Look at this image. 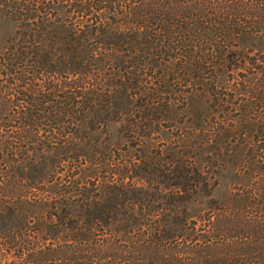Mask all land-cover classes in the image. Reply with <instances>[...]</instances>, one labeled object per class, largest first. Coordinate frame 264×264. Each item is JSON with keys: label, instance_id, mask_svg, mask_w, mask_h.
Returning a JSON list of instances; mask_svg holds the SVG:
<instances>
[{"label": "trees", "instance_id": "16d2710c", "mask_svg": "<svg viewBox=\"0 0 264 264\" xmlns=\"http://www.w3.org/2000/svg\"><path fill=\"white\" fill-rule=\"evenodd\" d=\"M0 13L16 25L0 55V264H264V0H0ZM177 103L220 179L145 146L114 171L103 131Z\"/></svg>", "mask_w": 264, "mask_h": 264}, {"label": "rangeland", "instance_id": "374dc122", "mask_svg": "<svg viewBox=\"0 0 264 264\" xmlns=\"http://www.w3.org/2000/svg\"><path fill=\"white\" fill-rule=\"evenodd\" d=\"M15 31V23L0 13V55H2L8 47V42H10L11 38L14 36ZM252 71L237 70L230 75V79L233 81L249 79L250 77H253ZM199 91L200 93L204 92L201 89H198V92ZM156 92H159V90ZM181 107L182 105L177 103L176 107L172 108L174 110L173 112H167V110H165L161 114L147 116L145 118L144 116L141 117L142 114L133 112L131 116H129V119H133L134 123L129 124V120H127L128 118H124L121 123L110 124L108 128L103 131L102 135H100V139L103 142V147L105 142L107 145L109 143L111 145V151H114L113 157L110 158L114 163V171L119 169L118 166L119 164L121 165V163L128 167L133 165V163L140 158L139 152L142 150L143 146H145V149L152 154L160 153L162 156L161 162L166 167L172 166V162L170 161L172 158L171 155L173 153L176 155L178 152V156L182 157L183 163L186 167H189V169H192V167H199L201 178L203 180L208 179V181L213 183L217 179H220L217 174H214L217 173V170L214 172L211 162L207 160V157L214 156L210 146L211 143H207V141L204 143L202 141H196V136L198 134H195L192 131V128H196V125L199 123L193 122L187 115L179 116L177 111L180 112ZM236 115V112L231 114L233 117H236ZM157 120H160L161 123ZM216 121V117L211 118L206 115V117L204 116L203 125L208 127L212 123L215 124ZM149 122H152L150 123L152 125L147 126ZM196 129H198V126ZM188 135L192 137L190 142L194 140V146L187 148L180 147L179 143H182ZM192 147H194L193 150ZM175 158L176 156L172 160ZM75 173H80L79 176L81 175V172L77 169L75 170ZM88 176L87 173H83L80 177V182L87 183V181L94 180L93 176L89 178ZM224 179L226 181L228 180L227 171L223 172L221 181H224Z\"/></svg>", "mask_w": 264, "mask_h": 264}]
</instances>
